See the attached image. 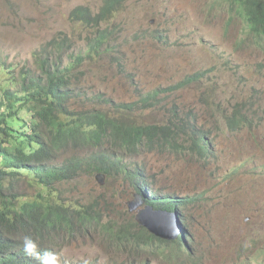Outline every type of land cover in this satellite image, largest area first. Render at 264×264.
<instances>
[{"label":"rangeland","instance_id":"rangeland-1","mask_svg":"<svg viewBox=\"0 0 264 264\" xmlns=\"http://www.w3.org/2000/svg\"><path fill=\"white\" fill-rule=\"evenodd\" d=\"M105 1L0 0V63L6 62L0 64V102L4 88L17 89L10 77L19 82L21 68L37 70L33 54L52 39L66 35L72 52L85 54L92 30L70 16L78 8L96 16ZM221 2L126 0L115 19L101 27L112 33L108 44L113 54L85 63L77 73L76 107L116 114L98 97L131 104L207 72L198 83L162 93L157 108H142L134 116L140 123L156 124L165 122L173 109L182 116L192 112L213 141L210 162L168 152L133 160L163 194L198 198L185 212L198 264H264V44L246 37L239 21L230 22ZM238 109L249 118L239 130L230 123ZM71 155L60 153L56 161ZM133 160L116 165L125 168ZM61 192L80 205L97 201L107 219H137L147 206L136 186L116 169L84 176ZM21 193L29 197L34 191L25 186ZM137 201L145 205L131 212ZM96 239L91 235L65 247L59 264L125 263L116 251L95 244Z\"/></svg>","mask_w":264,"mask_h":264},{"label":"trees","instance_id":"trees-1","mask_svg":"<svg viewBox=\"0 0 264 264\" xmlns=\"http://www.w3.org/2000/svg\"><path fill=\"white\" fill-rule=\"evenodd\" d=\"M125 3L126 0H106L96 16L87 9H76L70 16L72 22L92 30L86 53L72 52L71 40L66 35L52 39L33 54L37 70L21 68L19 82L17 76L10 77L17 89L3 90L0 264H39L23 250L25 235L37 241L40 251L49 250L57 256L65 247L96 235L95 244L100 242L116 251L124 264H198L185 216L198 198L178 199L163 194L153 187L151 176L133 159L146 153L168 152L190 154L210 162L213 141L192 112L182 116L173 109L165 122L156 124L140 123L134 115L142 108H157L162 93L172 94L198 83L207 72L131 104H115L99 96L98 101L112 106L116 114L99 108L80 111L76 107L77 73L85 63L113 54L108 44L112 33L101 27L115 19ZM221 6L226 8L230 22L239 21L246 37L258 45L264 44V0H222ZM66 50L70 52L67 56ZM0 64L4 67L6 62ZM3 67L1 70L6 72ZM248 122V116L239 109L230 119L231 126L238 130ZM68 152L73 155L62 163L56 161L60 153ZM127 159L133 160L131 166L116 165ZM112 169L122 172L136 186L148 206L178 212L186 236L166 240L141 226L135 218L107 219L97 201L80 205L73 198L62 196L61 187L84 176L107 174ZM25 186L34 191L27 194L29 197L21 193Z\"/></svg>","mask_w":264,"mask_h":264},{"label":"water","instance_id":"water-1","mask_svg":"<svg viewBox=\"0 0 264 264\" xmlns=\"http://www.w3.org/2000/svg\"><path fill=\"white\" fill-rule=\"evenodd\" d=\"M139 199L141 200V197ZM142 205H145V202H134L130 205L131 212H135ZM137 222L151 233L166 240H176L180 236H186L182 232L184 224L178 212L156 210L147 205L137 214Z\"/></svg>","mask_w":264,"mask_h":264},{"label":"clouds","instance_id":"clouds-1","mask_svg":"<svg viewBox=\"0 0 264 264\" xmlns=\"http://www.w3.org/2000/svg\"><path fill=\"white\" fill-rule=\"evenodd\" d=\"M22 243L25 254L36 259L39 264H59L57 254L49 250L40 251L37 241L32 236L25 235Z\"/></svg>","mask_w":264,"mask_h":264},{"label":"bare ground","instance_id":"bare-ground-1","mask_svg":"<svg viewBox=\"0 0 264 264\" xmlns=\"http://www.w3.org/2000/svg\"><path fill=\"white\" fill-rule=\"evenodd\" d=\"M189 213H190V212H189ZM187 221H188V220H187ZM183 234H185V235H186V231H184V232H183ZM180 239H181V238H180ZM182 244H183V243H182ZM177 246H178V245H177ZM182 248H183V247H182ZM184 252H185V251H184Z\"/></svg>","mask_w":264,"mask_h":264}]
</instances>
